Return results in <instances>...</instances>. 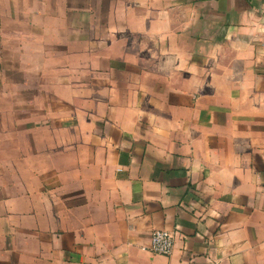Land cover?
<instances>
[{
  "label": "crops",
  "instance_id": "obj_1",
  "mask_svg": "<svg viewBox=\"0 0 264 264\" xmlns=\"http://www.w3.org/2000/svg\"><path fill=\"white\" fill-rule=\"evenodd\" d=\"M0 264H264V0H0Z\"/></svg>",
  "mask_w": 264,
  "mask_h": 264
},
{
  "label": "built area",
  "instance_id": "obj_2",
  "mask_svg": "<svg viewBox=\"0 0 264 264\" xmlns=\"http://www.w3.org/2000/svg\"><path fill=\"white\" fill-rule=\"evenodd\" d=\"M174 244V235L171 231L155 229L150 235L149 244L146 249L156 253L168 255L171 253Z\"/></svg>",
  "mask_w": 264,
  "mask_h": 264
}]
</instances>
